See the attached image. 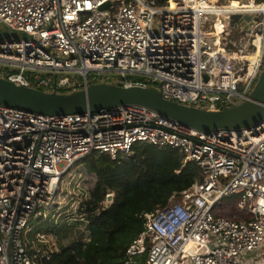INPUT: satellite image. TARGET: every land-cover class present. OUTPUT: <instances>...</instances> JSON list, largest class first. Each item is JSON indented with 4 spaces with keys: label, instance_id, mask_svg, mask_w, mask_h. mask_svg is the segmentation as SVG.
Here are the masks:
<instances>
[{
    "label": "built area",
    "instance_id": "obj_1",
    "mask_svg": "<svg viewBox=\"0 0 264 264\" xmlns=\"http://www.w3.org/2000/svg\"><path fill=\"white\" fill-rule=\"evenodd\" d=\"M217 2L0 0V23L26 36L0 40V77L46 92L142 86L205 111L240 106L264 70V3ZM143 144L178 152L202 180L146 215L123 264H253L264 244V120L205 134L140 105L45 115L2 104L0 264H53L56 251L25 235L58 203L63 177L93 153L116 161Z\"/></svg>",
    "mask_w": 264,
    "mask_h": 264
},
{
    "label": "trees",
    "instance_id": "obj_2",
    "mask_svg": "<svg viewBox=\"0 0 264 264\" xmlns=\"http://www.w3.org/2000/svg\"><path fill=\"white\" fill-rule=\"evenodd\" d=\"M168 1L158 0L160 4ZM78 164L94 175L97 182L89 199L83 200L79 207V213L85 215L81 223L85 229L79 231L78 237H73L75 226L39 231L73 239L68 247H60L53 264H123L127 249L144 231L146 215L166 207L174 195L180 196L202 180L199 167L183 164L178 152L147 144L134 147L127 158L114 161L108 155L93 153ZM109 195H114L113 204L101 207ZM86 232L91 235L87 243ZM145 261L146 257L138 260L139 264Z\"/></svg>",
    "mask_w": 264,
    "mask_h": 264
},
{
    "label": "water",
    "instance_id": "obj_3",
    "mask_svg": "<svg viewBox=\"0 0 264 264\" xmlns=\"http://www.w3.org/2000/svg\"><path fill=\"white\" fill-rule=\"evenodd\" d=\"M231 19L238 23L251 22L250 16L233 15ZM0 104L45 115L84 114L87 111L94 113L119 106L140 105L205 134L216 130H250L259 127L264 120V70L253 91L252 101L217 112L168 101L154 87L96 84L84 90L59 93L56 90L46 92L20 86L2 77ZM113 199L114 195L108 196V206L113 204Z\"/></svg>",
    "mask_w": 264,
    "mask_h": 264
},
{
    "label": "rangeland",
    "instance_id": "obj_4",
    "mask_svg": "<svg viewBox=\"0 0 264 264\" xmlns=\"http://www.w3.org/2000/svg\"><path fill=\"white\" fill-rule=\"evenodd\" d=\"M217 4H228L230 1H238L247 3L249 0H219ZM241 4V3H240ZM223 20H226L223 18ZM237 26L235 31H240V26ZM9 38H26L25 34L17 33L15 34L6 25L0 23V40ZM97 178L90 174L83 166L75 164L71 170L63 177L60 191L58 193V203L55 205L54 209L47 213L46 215H39L32 219L30 223V232L25 235V237L33 243L35 246L46 247L58 253L60 247H68L73 239H65L64 236L45 235L39 231L58 226H75L73 237L79 236V231L85 229L81 223L85 219L84 214L79 213V207L83 200H87L90 197V192L93 190ZM237 200V198H234ZM232 216L236 218H243L246 216L244 212L237 213L233 211ZM86 232V237L84 242H88L91 235ZM252 257V258H251ZM252 261L261 260V264H264V244L256 255H252ZM250 259V260H251ZM244 264H248V261H244Z\"/></svg>",
    "mask_w": 264,
    "mask_h": 264
},
{
    "label": "bare ground",
    "instance_id": "obj_5",
    "mask_svg": "<svg viewBox=\"0 0 264 264\" xmlns=\"http://www.w3.org/2000/svg\"><path fill=\"white\" fill-rule=\"evenodd\" d=\"M245 6H246V8L247 7H254L255 6V4H254V2H252L250 5H246V4H244ZM239 7H241V4L240 3H236V2H231V4H230V8H239ZM219 27H220V24H219ZM252 58H255V56L254 57H252Z\"/></svg>",
    "mask_w": 264,
    "mask_h": 264
},
{
    "label": "crops",
    "instance_id": "obj_6",
    "mask_svg": "<svg viewBox=\"0 0 264 264\" xmlns=\"http://www.w3.org/2000/svg\"><path fill=\"white\" fill-rule=\"evenodd\" d=\"M257 254V253H256ZM255 254V255H256ZM262 262H261V260H256V261H253V264H261Z\"/></svg>",
    "mask_w": 264,
    "mask_h": 264
}]
</instances>
